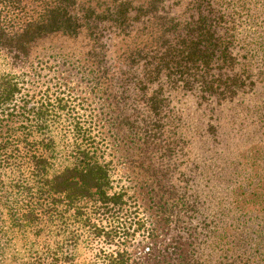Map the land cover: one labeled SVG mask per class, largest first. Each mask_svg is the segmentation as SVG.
Returning a JSON list of instances; mask_svg holds the SVG:
<instances>
[{"label": "rangeland", "instance_id": "1", "mask_svg": "<svg viewBox=\"0 0 264 264\" xmlns=\"http://www.w3.org/2000/svg\"><path fill=\"white\" fill-rule=\"evenodd\" d=\"M218 1L213 2L216 9L220 5L233 8L235 2ZM31 2L28 0L29 5ZM245 6L236 12L242 16H237L234 53L246 66L221 70L224 76L238 74V80L229 81L232 91L226 87L223 93H212L210 98L206 93L207 97L201 98L204 93L199 91L165 89L160 114L149 112L136 87L125 91L117 86L97 100L87 86L85 69L67 70L54 55L47 56L50 62L41 64L35 77L25 65L13 68L8 60H0V70L24 71L28 79L17 97L19 118L15 119L30 123L20 116L27 103L56 109L58 116L51 126L59 144L56 169L73 163L67 145L74 139L73 124L80 122L98 135L94 159L108 165L109 192L124 194L123 212L115 217L94 212V200L80 203L99 228L122 232L112 240L92 233L76 216V206L68 210L58 203L51 227L53 264H112L108 258L118 251L127 252L126 264L179 260L229 264L234 258L241 264L239 255L254 250L255 245L264 255V0H246ZM198 7L186 0L183 7L172 11L183 20L194 21ZM6 20L9 18L0 13V25L11 28ZM63 43L75 48L84 44ZM49 45H58L54 37L40 42L38 53L51 51ZM111 75L108 77L115 76L113 80L120 79ZM104 99L120 101L125 114L148 125L151 136L146 144L145 138L140 139L141 152L126 151L122 140L109 136L108 123L99 115ZM228 238L235 244L228 243ZM13 247L18 250L19 245ZM177 255L180 258L175 260ZM259 264H264V259Z\"/></svg>", "mask_w": 264, "mask_h": 264}, {"label": "trees", "instance_id": "2", "mask_svg": "<svg viewBox=\"0 0 264 264\" xmlns=\"http://www.w3.org/2000/svg\"><path fill=\"white\" fill-rule=\"evenodd\" d=\"M185 1L33 0L29 5L28 0H0V13L9 18L6 21L11 26L0 25V57L4 56L0 60H8L13 68L25 65L35 77L40 74V65L50 62L47 56L54 55L67 70L85 69L87 86L97 100L117 86L125 91L136 87L150 113H162L165 89L199 91L204 93V97L198 95L201 98L207 97L206 93L208 98L212 93H223L226 87L231 92L229 81L239 76H224L221 70L246 66L234 53L237 16H242L236 12L246 8V0H235L233 8L220 3L218 9L213 5L215 0H190L199 6L194 21L183 20L172 11L183 7ZM50 37L58 45H49L52 50L40 55V42ZM67 40L84 44L68 49L63 43ZM25 76L24 71L0 70V264H53L51 227L58 203L68 210L76 206V216L92 233L112 240L122 232L99 228L80 203L94 200V212L115 217L123 212L124 194L109 192L108 165L94 159L98 135L80 122L73 124L74 139L67 145L73 152V163L56 169L59 144L51 128L58 116L56 109L27 103L20 116L30 123L24 125L15 119L19 118L17 97L28 81ZM104 100L99 115L108 123L109 136L122 140L126 151L141 152L140 139L145 138L146 144L151 136L148 125L125 114L120 101ZM228 243L235 244V240L228 238ZM14 245H19L18 250ZM254 247L239 255L241 264L263 261L261 250ZM179 258L177 255L175 260ZM108 260L126 264L128 254L118 251ZM230 260L229 264H240L236 258ZM169 264L189 263L179 260Z\"/></svg>", "mask_w": 264, "mask_h": 264}]
</instances>
